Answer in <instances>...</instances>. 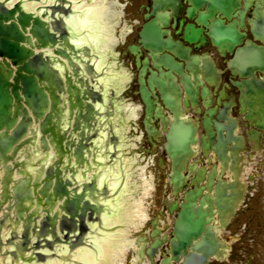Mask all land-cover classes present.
Listing matches in <instances>:
<instances>
[{
    "label": "water",
    "instance_id": "1",
    "mask_svg": "<svg viewBox=\"0 0 264 264\" xmlns=\"http://www.w3.org/2000/svg\"><path fill=\"white\" fill-rule=\"evenodd\" d=\"M85 2L0 0V264H108L113 245L101 246V240L114 228L115 239L133 241L151 212L155 161L138 127V112L130 111L137 107L126 99L122 118L106 120L116 117L119 97L107 80L112 74L101 71L116 73L120 85L129 87L121 46L133 8L128 10L123 0H97L86 14L91 9ZM113 42L118 66L101 65ZM129 50L136 55L138 49ZM243 60L249 71L264 72L261 53L250 51ZM139 85L147 107L146 133L157 140V116L143 71ZM247 96V119L264 130V76L247 85ZM116 126L117 135L126 138L120 146L116 132H110ZM186 134L171 127L166 150L175 161L191 138ZM109 135L105 150L107 142H102ZM108 179L113 193L104 182ZM119 191L128 208L111 220ZM133 205L138 219H133ZM160 233L155 220L146 241L137 245L140 258L151 264L162 246ZM174 234L170 253L177 259L192 245L194 231L177 222ZM96 236L101 237L96 238L98 252L85 251H97ZM128 250H121L124 261Z\"/></svg>",
    "mask_w": 264,
    "mask_h": 264
},
{
    "label": "flooded vegetation",
    "instance_id": "2",
    "mask_svg": "<svg viewBox=\"0 0 264 264\" xmlns=\"http://www.w3.org/2000/svg\"><path fill=\"white\" fill-rule=\"evenodd\" d=\"M131 5L140 66L128 52L134 73L128 96L142 105L143 71L160 125L153 149L163 194L154 200L153 220L160 219L163 245L154 264H264V130L247 119V85L264 73L254 68L250 76L242 63L251 49L264 55V0ZM173 125L194 134L176 161L166 151ZM177 222L194 238L175 259L169 250Z\"/></svg>",
    "mask_w": 264,
    "mask_h": 264
},
{
    "label": "rangeland",
    "instance_id": "3",
    "mask_svg": "<svg viewBox=\"0 0 264 264\" xmlns=\"http://www.w3.org/2000/svg\"><path fill=\"white\" fill-rule=\"evenodd\" d=\"M133 13H134V9H133V12H132V17H131V19H133ZM146 146L152 151V149L150 148V145H149L148 143H146ZM155 194H161V192L158 193V191H157V171H156V169H155V167H154L153 198H154ZM151 218H152V212H150V214H149V216H148V219H147V221H146V223H145V225H144V228H143L142 232H143L144 230H146L147 226L150 224ZM132 256H133V255L131 254V251L128 250L125 261H127V260H128L130 257H132ZM129 263H130V262H129ZM129 263H128V264H129Z\"/></svg>",
    "mask_w": 264,
    "mask_h": 264
},
{
    "label": "crops",
    "instance_id": "4",
    "mask_svg": "<svg viewBox=\"0 0 264 264\" xmlns=\"http://www.w3.org/2000/svg\"><path fill=\"white\" fill-rule=\"evenodd\" d=\"M130 31H131V24H130V27H129V32H128V34L130 33ZM125 65H126V68H127V72H128V76H129V80H130V84H131V81H132V70H131V64H130V62L125 61ZM136 107H137V109L140 108V107H138V106H136ZM138 115H139V117H140V113H139V112H138Z\"/></svg>",
    "mask_w": 264,
    "mask_h": 264
}]
</instances>
